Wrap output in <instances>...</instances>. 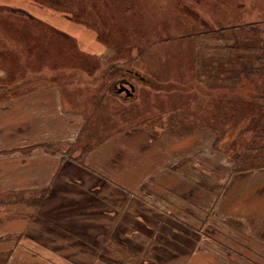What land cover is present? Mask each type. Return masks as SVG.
<instances>
[{
  "label": "rangeland",
  "instance_id": "obj_1",
  "mask_svg": "<svg viewBox=\"0 0 264 264\" xmlns=\"http://www.w3.org/2000/svg\"><path fill=\"white\" fill-rule=\"evenodd\" d=\"M11 1L0 264H180L192 250L264 264L263 121L243 106L260 99L246 84L216 119L222 91L208 89L210 61L241 45L229 27L264 29V0ZM250 42L241 53L262 54ZM130 84L132 97L118 92Z\"/></svg>",
  "mask_w": 264,
  "mask_h": 264
},
{
  "label": "trees",
  "instance_id": "obj_2",
  "mask_svg": "<svg viewBox=\"0 0 264 264\" xmlns=\"http://www.w3.org/2000/svg\"><path fill=\"white\" fill-rule=\"evenodd\" d=\"M10 10L14 11V9ZM20 17L24 18L25 16L22 15ZM26 18L28 20L31 19V17L28 16ZM257 22L234 27L238 29V31L231 30V28L229 27L228 32L231 33L234 38H238V35L242 37L241 45L240 43L236 42V49L232 53L229 52L230 56L225 58H216L213 61H210L213 63L212 71L215 72L216 75L209 77V82H211V85L209 88L208 86L206 88L213 92L222 91L221 94H219V100L213 103L215 104V118L230 120L232 116H234L233 114H230L231 107H238L235 102L231 101L233 94L236 92L244 91L246 84H249L251 87V93L258 94V100L260 99V101H258L257 103V108L254 109L253 107V110L251 111L247 110L246 102L243 105L245 107L244 111L246 112V114H248V119L251 120H254L252 118L254 115L259 114L260 120L263 121V123H257V127L260 128L259 133H264V29H260V24L262 22ZM244 27L246 29L249 27L247 31L245 30L247 34H250L249 38H244L246 37L245 35L242 36L244 33V29L242 28ZM215 32H217V30L213 31L212 33ZM245 40L255 41V43L250 42L248 44L249 47L246 48L247 51L254 52L255 49H263L262 54L257 56L245 57L241 53V48L244 45ZM244 58H247L249 62L245 61ZM219 68L224 70H221ZM222 71H227L228 73L222 75ZM221 75L222 77H217ZM201 83H203V81H201ZM3 89L4 92H11L10 88L3 87ZM224 92L225 96H222ZM227 132L231 133L229 127L227 128ZM257 138H260V136H258Z\"/></svg>",
  "mask_w": 264,
  "mask_h": 264
},
{
  "label": "crops",
  "instance_id": "obj_3",
  "mask_svg": "<svg viewBox=\"0 0 264 264\" xmlns=\"http://www.w3.org/2000/svg\"><path fill=\"white\" fill-rule=\"evenodd\" d=\"M0 1H2V0H0ZM11 2L15 5V6L9 5L11 7V9H17V6H16L17 1L13 0ZM29 11L31 12V14L29 13L31 15V17L38 16L36 14L37 8H35V9L32 8ZM145 203L148 205L149 208H151L152 204H149L147 202H145ZM185 256H186L185 259L180 264H196L197 260L199 258H201L199 264H217L216 260L218 259L217 255L215 254L214 251H201V250L193 251L192 250V252H190V253L187 252V255H185Z\"/></svg>",
  "mask_w": 264,
  "mask_h": 264
},
{
  "label": "water",
  "instance_id": "obj_4",
  "mask_svg": "<svg viewBox=\"0 0 264 264\" xmlns=\"http://www.w3.org/2000/svg\"><path fill=\"white\" fill-rule=\"evenodd\" d=\"M130 87V89H128L127 87H125L124 85H121V87H120V89H119V93H122L123 91H125L126 93H127V95L129 96V95H134L135 94V87H134V85H131V86H129Z\"/></svg>",
  "mask_w": 264,
  "mask_h": 264
},
{
  "label": "flooded vegetation",
  "instance_id": "obj_5",
  "mask_svg": "<svg viewBox=\"0 0 264 264\" xmlns=\"http://www.w3.org/2000/svg\"><path fill=\"white\" fill-rule=\"evenodd\" d=\"M143 81V80H142ZM125 87H126V85H124ZM129 86H131V84L129 85ZM135 87V86H134ZM135 90H136V87H135ZM123 92H125V91H123ZM122 92V93H123ZM126 93V92H125ZM127 94V93H126ZM128 96V95H127ZM128 97H132V95H129Z\"/></svg>",
  "mask_w": 264,
  "mask_h": 264
}]
</instances>
